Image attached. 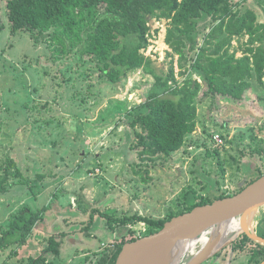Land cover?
Instances as JSON below:
<instances>
[{
	"label": "rangeland",
	"instance_id": "1",
	"mask_svg": "<svg viewBox=\"0 0 264 264\" xmlns=\"http://www.w3.org/2000/svg\"><path fill=\"white\" fill-rule=\"evenodd\" d=\"M7 1L0 0V180L8 160L17 165L12 175L20 174L9 177L7 193L0 194V237L22 208L44 214L31 245L0 250V264H28L42 256L38 251L43 253L47 239L62 234V258L71 264L92 258L86 263L92 264L96 253L114 248L129 228L137 235L148 229L144 223L129 222L125 227L114 224L113 232L99 214L89 229L93 210L115 217L165 219L203 199L238 194L257 177L260 161L242 155L264 148V88L256 82L242 102L205 99L208 88L193 74L202 84L197 131L179 152L153 167L142 163L134 148L129 112L146 101L154 77L138 70L111 84L99 78L94 62L77 52L55 60L45 43L35 45L28 33L12 34ZM241 8L254 10L264 23V0H248ZM198 25L197 43L202 46L214 23L205 16ZM150 26L151 45L145 55L160 75H167L173 62L182 82L178 57L168 55V23L153 20ZM247 40L233 42L239 57ZM216 135L223 144L214 140ZM147 165L152 166L149 174ZM20 250H33L32 260L22 258ZM48 257L55 264L62 260ZM229 257L231 264L248 263L247 253ZM213 262L205 264L223 263Z\"/></svg>",
	"mask_w": 264,
	"mask_h": 264
},
{
	"label": "trees",
	"instance_id": "2",
	"mask_svg": "<svg viewBox=\"0 0 264 264\" xmlns=\"http://www.w3.org/2000/svg\"><path fill=\"white\" fill-rule=\"evenodd\" d=\"M247 1L8 0L7 10L12 34L28 33L35 45L45 43L57 61L77 52L94 62L99 78L111 84L121 83L130 73L138 70L154 77L155 83L146 101L129 112L130 127L136 138L134 148L139 149L142 163L151 162L154 167L156 161H167L179 152L187 137L197 131L202 84L193 80V74L199 75L208 88L205 99L223 97L242 102L252 91L254 82L264 88V23L259 22L254 10L242 11L241 6ZM205 16L210 17L214 25L205 36L204 44L199 46L198 20ZM153 20H165L168 23L165 39L171 50L168 55L172 59L178 57V76L183 78L182 82L178 81L173 62L169 73L164 76L157 73L153 60L145 55L151 45L150 23ZM245 37L248 40L242 45V56L239 57V49L233 50V42L235 38ZM251 139L257 140L255 136H251ZM263 154L264 148H255L251 153L242 152L244 157L252 159L254 163L260 161L255 169L259 174L238 193L264 176V167L261 165ZM16 167L14 160H8L3 166L5 176L0 180V194L7 193L5 185L9 183V177L20 174L17 171L12 175L11 171ZM149 167L152 166L144 167L148 174ZM231 196L234 195L203 199L165 219L138 215L129 217L128 214L115 217L93 210L89 229L95 224L97 214L107 221L113 232L114 224L125 227L129 222L144 223L148 229L143 235H137L129 228L117 238L114 248L96 253L92 264H116L126 243L155 234L172 218L196 207ZM43 214L44 210L34 212L30 207L22 208L11 220L9 229L2 231L0 250L24 248L43 220ZM256 232L264 238V213L258 220ZM58 237L63 238L65 235ZM58 237L47 239L42 256L29 260L28 264H45L48 255L60 260L64 243ZM237 252L247 253V264L264 263V246L246 235L212 260H222L223 263L218 264H228L231 263L229 256ZM91 259L86 258V263Z\"/></svg>",
	"mask_w": 264,
	"mask_h": 264
},
{
	"label": "water",
	"instance_id": "3",
	"mask_svg": "<svg viewBox=\"0 0 264 264\" xmlns=\"http://www.w3.org/2000/svg\"><path fill=\"white\" fill-rule=\"evenodd\" d=\"M263 208L264 176L234 196L196 207L172 218L155 234L126 243L116 264H183L192 244L208 233L209 241L186 264L209 262L243 235L264 246V238L252 230ZM237 218L245 220L244 227L228 238V227Z\"/></svg>",
	"mask_w": 264,
	"mask_h": 264
},
{
	"label": "bare ground",
	"instance_id": "4",
	"mask_svg": "<svg viewBox=\"0 0 264 264\" xmlns=\"http://www.w3.org/2000/svg\"><path fill=\"white\" fill-rule=\"evenodd\" d=\"M261 214H259V216L256 219V222L253 226L252 230L256 229L258 220L260 218ZM245 224V220L243 218H237L235 220H233L230 223V226L228 227V238L233 237L234 235H236L237 233H239ZM211 238V234H205L203 235L200 239H198L197 241H195L189 251L188 257L185 259V261L183 262V264H186V262L190 261L198 252H200V250H202V248L206 245V243L209 241V239Z\"/></svg>",
	"mask_w": 264,
	"mask_h": 264
},
{
	"label": "crops",
	"instance_id": "5",
	"mask_svg": "<svg viewBox=\"0 0 264 264\" xmlns=\"http://www.w3.org/2000/svg\"><path fill=\"white\" fill-rule=\"evenodd\" d=\"M36 230H37V227H36V229H35V232H36ZM30 243V244H29ZM31 243H32V240L30 239L29 240V242H28V247L31 245ZM26 247V246H25ZM24 249V248H23ZM42 250V249H41ZM40 250V251H41ZM33 250H20L19 252H20V255H22V258L24 257V258H28V259H31V258H33V252H32ZM36 251V250H35ZM38 254L39 255H42L41 253H39V251H38ZM61 255H63V254H61ZM63 256H61V258H62ZM66 258H70L69 256L68 257H66ZM32 260V259H31ZM51 260V259H50ZM49 259H48V261L49 262H51ZM232 263V262H231ZM231 263H228V264H231ZM55 264V263H54ZM59 264H71V260L70 261H65V257L64 258H62V260L60 261V263Z\"/></svg>",
	"mask_w": 264,
	"mask_h": 264
},
{
	"label": "built area",
	"instance_id": "6",
	"mask_svg": "<svg viewBox=\"0 0 264 264\" xmlns=\"http://www.w3.org/2000/svg\"><path fill=\"white\" fill-rule=\"evenodd\" d=\"M214 140H215L219 145L223 144V139H222V136H220V135H216V136H214Z\"/></svg>",
	"mask_w": 264,
	"mask_h": 264
}]
</instances>
